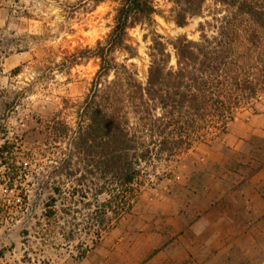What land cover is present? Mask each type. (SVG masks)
<instances>
[{"label":"rangeland","instance_id":"rangeland-1","mask_svg":"<svg viewBox=\"0 0 264 264\" xmlns=\"http://www.w3.org/2000/svg\"><path fill=\"white\" fill-rule=\"evenodd\" d=\"M154 4L155 27L130 32L139 56L129 63L141 77L153 30L167 42L198 40L205 21L179 28L171 0ZM118 8V0H0V148L12 145L0 153V264H264V169L256 177L239 166L264 149V102L226 134L149 164L133 212L86 258L80 242L90 237L69 239L79 220L62 211L67 202L46 216L54 189L78 188L83 173L77 166L71 178L61 162L100 61H74L106 40Z\"/></svg>","mask_w":264,"mask_h":264},{"label":"trees","instance_id":"trees-1","mask_svg":"<svg viewBox=\"0 0 264 264\" xmlns=\"http://www.w3.org/2000/svg\"><path fill=\"white\" fill-rule=\"evenodd\" d=\"M171 1L179 28L190 20H205L199 25L200 37L167 42L153 30L144 77L129 63L139 56L130 32L155 27L154 0H118L106 40L74 61H100L61 162L69 177H76L77 166L83 173L78 188L54 189L46 216L56 217L57 204L67 202L62 211L79 220L69 239L90 237V244L80 242L85 247L81 258L133 212L149 164L171 162L226 134L240 114L256 111L264 102V0ZM209 3L214 10L205 16ZM119 54L126 55L122 62ZM54 131L60 130L55 126ZM11 149L6 143L0 153ZM239 166L259 173L264 149Z\"/></svg>","mask_w":264,"mask_h":264},{"label":"crops","instance_id":"crops-1","mask_svg":"<svg viewBox=\"0 0 264 264\" xmlns=\"http://www.w3.org/2000/svg\"><path fill=\"white\" fill-rule=\"evenodd\" d=\"M261 173H262V172H261ZM261 173H259L256 177H258ZM256 177H255V178H256Z\"/></svg>","mask_w":264,"mask_h":264}]
</instances>
